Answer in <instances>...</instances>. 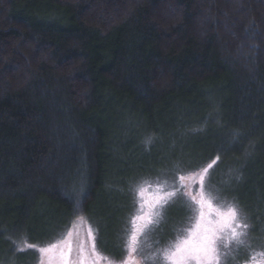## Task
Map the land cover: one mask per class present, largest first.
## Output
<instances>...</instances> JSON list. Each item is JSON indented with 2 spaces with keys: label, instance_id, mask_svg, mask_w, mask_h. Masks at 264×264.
I'll use <instances>...</instances> for the list:
<instances>
[{
  "label": "trees",
  "instance_id": "1",
  "mask_svg": "<svg viewBox=\"0 0 264 264\" xmlns=\"http://www.w3.org/2000/svg\"><path fill=\"white\" fill-rule=\"evenodd\" d=\"M216 156L264 198V0H0V264Z\"/></svg>",
  "mask_w": 264,
  "mask_h": 264
},
{
  "label": "rangeland",
  "instance_id": "2",
  "mask_svg": "<svg viewBox=\"0 0 264 264\" xmlns=\"http://www.w3.org/2000/svg\"><path fill=\"white\" fill-rule=\"evenodd\" d=\"M197 139L198 142L202 141L204 146L209 143L206 134ZM184 140L187 141V139ZM156 149H161L158 153L160 159L158 164L151 166L153 169L162 168L167 164H176L178 157L181 158L184 154H187V158L193 155L191 152L187 153L188 151L179 149L175 151L160 147H156ZM206 166L207 164L201 168ZM245 168V166L242 169L231 164H218L214 165L206 176L205 190L212 195L214 207L224 208L229 203H235L233 197L240 196V201L243 202V209L245 210L242 214L247 217L248 235L245 245L237 246L233 243L229 247L221 246L220 264H247L252 256L264 251V198L256 195L257 183L248 179ZM200 169L182 175L187 177ZM178 177L173 180L165 178L139 183L135 191V210L132 218L129 217L130 220L129 218L126 220L127 226L124 228H119L118 218L116 219L114 216L107 219L99 217V222L105 227L103 232L101 229L99 232L94 224L81 214L54 241L46 245L35 246V248L39 251L41 247H47L58 241H65L66 243L61 246V249L57 250V254L59 251L65 250L70 244L72 264H80L81 260L84 261V264H93V262L95 264H125V262L167 264L162 256L163 251L172 247L179 240L189 238L199 215L198 211H194L197 206L189 199L191 195L199 191L198 181L186 179L183 183L187 187L181 188ZM141 188L144 189L143 196L139 194ZM169 191H175L176 195L167 198L165 194ZM158 197L161 198L159 202H157ZM149 205L153 206V223L146 226L142 232L137 233L136 251L132 252L130 251L132 233L136 226L142 223V221L136 220L133 224V221L137 216L147 213ZM89 229H91V234ZM69 233H71L70 236ZM93 236L95 237V252L92 251ZM101 244L110 248L119 249L121 247L125 254L120 258L110 256L100 249ZM81 248H83V252H81ZM97 254L101 259H96ZM39 257L37 264H48L47 256L39 252Z\"/></svg>",
  "mask_w": 264,
  "mask_h": 264
},
{
  "label": "snow or ice",
  "instance_id": "3",
  "mask_svg": "<svg viewBox=\"0 0 264 264\" xmlns=\"http://www.w3.org/2000/svg\"><path fill=\"white\" fill-rule=\"evenodd\" d=\"M220 160L216 156L211 163L206 167L201 168L199 171L189 175H180L178 180L181 188H186L183 182L188 179L198 181L199 191L191 195L189 199L197 207L194 211H198V219L194 230L189 238L179 240L172 247L163 251L162 256L167 264H220V247H229L233 243L237 246H243L246 243L248 235L247 217L242 214V209L237 203H229L226 207H214L212 195L205 190V180L210 169ZM139 194L143 196L144 189L139 190ZM167 198L176 195L175 191H169L166 194ZM161 198H157L159 202ZM152 205H149V211L143 215H139L133 221H142L137 225L132 233L130 241V251L135 252V244L137 241V233L153 223ZM91 234V229H89ZM71 233H69V236ZM95 237L93 236L92 251L95 252ZM65 241H58L57 243L50 244L47 247L39 248L42 255L48 257V264H72L71 245L69 244L65 250L59 251ZM29 248L35 245L27 244ZM83 252V248H81ZM96 259L101 257L97 254ZM80 264H84L81 260ZM95 264V262H93ZM125 264H134V262H125ZM247 264H264V251L259 252L257 255L252 256Z\"/></svg>",
  "mask_w": 264,
  "mask_h": 264
}]
</instances>
